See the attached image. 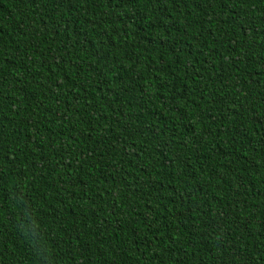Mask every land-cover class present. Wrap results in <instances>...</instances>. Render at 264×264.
Listing matches in <instances>:
<instances>
[{"label":"trees","instance_id":"obj_1","mask_svg":"<svg viewBox=\"0 0 264 264\" xmlns=\"http://www.w3.org/2000/svg\"><path fill=\"white\" fill-rule=\"evenodd\" d=\"M0 264H264V0H0Z\"/></svg>","mask_w":264,"mask_h":264}]
</instances>
